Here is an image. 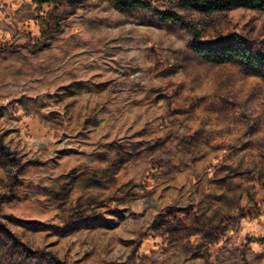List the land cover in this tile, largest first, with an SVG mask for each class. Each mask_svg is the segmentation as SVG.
I'll use <instances>...</instances> for the list:
<instances>
[{
    "label": "rangeland",
    "instance_id": "1",
    "mask_svg": "<svg viewBox=\"0 0 264 264\" xmlns=\"http://www.w3.org/2000/svg\"><path fill=\"white\" fill-rule=\"evenodd\" d=\"M264 55V10L206 14ZM155 11L0 0V264H264V72Z\"/></svg>",
    "mask_w": 264,
    "mask_h": 264
},
{
    "label": "trees",
    "instance_id": "2",
    "mask_svg": "<svg viewBox=\"0 0 264 264\" xmlns=\"http://www.w3.org/2000/svg\"><path fill=\"white\" fill-rule=\"evenodd\" d=\"M85 2L87 0H76ZM117 5L123 7L149 8L164 21H171L180 24L188 30L192 36V50L200 57L218 65L237 64L246 69L260 73L264 72V55L254 53L246 41L238 34L230 36H219L214 42L203 41V32L193 23L187 21L181 15L170 10H155L152 6L143 1L134 0H113ZM177 2L184 8L194 9L206 14L231 11L237 7L248 9L264 10V0H164ZM55 0H34L37 8L53 3Z\"/></svg>",
    "mask_w": 264,
    "mask_h": 264
}]
</instances>
